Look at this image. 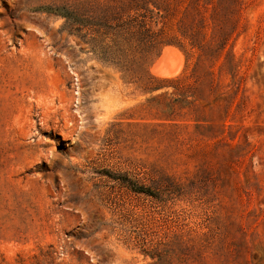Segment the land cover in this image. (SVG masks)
Here are the masks:
<instances>
[{
    "label": "rangeland",
    "instance_id": "rangeland-1",
    "mask_svg": "<svg viewBox=\"0 0 264 264\" xmlns=\"http://www.w3.org/2000/svg\"><path fill=\"white\" fill-rule=\"evenodd\" d=\"M72 1L0 0V264H264V0H202L208 40L225 21L236 33L220 56L214 38L195 72L197 48H159L146 61L167 87L155 93L63 18L30 11ZM179 17L185 29L196 16ZM183 76L197 102L172 127L150 99ZM106 172L179 188L153 198Z\"/></svg>",
    "mask_w": 264,
    "mask_h": 264
},
{
    "label": "trees",
    "instance_id": "trees-1",
    "mask_svg": "<svg viewBox=\"0 0 264 264\" xmlns=\"http://www.w3.org/2000/svg\"><path fill=\"white\" fill-rule=\"evenodd\" d=\"M174 1L146 0L125 9L123 3L120 6H113L105 5L99 0H73L72 3L40 6L30 9V11L45 12L63 18L62 31L77 36L100 63L118 71L126 83H137L141 80L133 81L136 79L137 71L145 73L147 86L144 91L155 93L167 87L154 85L160 80L149 74L146 61L159 48L172 45L183 49L185 44H188L192 49L197 48L199 55L198 62L193 68L195 72L198 64L208 56L207 50L210 49L214 38H216V45H219L220 56L228 41L237 31L236 24L225 21L222 25L215 27L212 35L216 36H212L208 40L206 13L201 11V8L207 10L205 6L208 4H201L202 0H192L188 5V0H177L175 4ZM236 4L237 0H231L232 8H236ZM190 11L194 12L196 17L189 26L183 29L184 18L180 19L179 15L182 14L185 17ZM148 15L159 16L162 20L168 21L171 27L167 29L163 26L156 31L146 21ZM199 38L201 41H198ZM208 76H213V71H210ZM170 81L175 83L173 92L168 94L165 91L152 97L150 102H158L157 106H159V101L163 99L164 124L172 127H187L189 122L184 119L190 106L196 103L197 99H195V94L189 95L190 93L185 91L188 86L186 77H177ZM166 99H168L167 102H165ZM103 175L132 193L153 198L164 193L171 194L179 188L175 183L170 185L161 183V180L152 183L156 184L154 187L129 174L120 175L106 172Z\"/></svg>",
    "mask_w": 264,
    "mask_h": 264
},
{
    "label": "bare ground",
    "instance_id": "bare-ground-1",
    "mask_svg": "<svg viewBox=\"0 0 264 264\" xmlns=\"http://www.w3.org/2000/svg\"><path fill=\"white\" fill-rule=\"evenodd\" d=\"M168 51V50H167ZM166 51V52H167ZM159 63V61H158ZM160 69V70H159ZM152 72L156 75H160V77H171L173 76L174 73L170 72L169 70L168 71H161L162 69L159 68V66L157 64H155L152 68H151Z\"/></svg>",
    "mask_w": 264,
    "mask_h": 264
}]
</instances>
